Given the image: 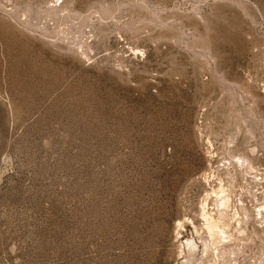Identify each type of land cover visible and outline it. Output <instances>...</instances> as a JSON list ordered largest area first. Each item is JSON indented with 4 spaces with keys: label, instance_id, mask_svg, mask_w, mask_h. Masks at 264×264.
Wrapping results in <instances>:
<instances>
[{
    "label": "rangeland",
    "instance_id": "obj_1",
    "mask_svg": "<svg viewBox=\"0 0 264 264\" xmlns=\"http://www.w3.org/2000/svg\"><path fill=\"white\" fill-rule=\"evenodd\" d=\"M0 264H264V0H0Z\"/></svg>",
    "mask_w": 264,
    "mask_h": 264
},
{
    "label": "bare ground",
    "instance_id": "obj_2",
    "mask_svg": "<svg viewBox=\"0 0 264 264\" xmlns=\"http://www.w3.org/2000/svg\"><path fill=\"white\" fill-rule=\"evenodd\" d=\"M206 179H207V182H209V177H206ZM215 193H216L215 190H213L211 192H207L203 198V202H201L202 206H201L200 215H199L201 222H202L201 227H197V225L194 224V221H191V223L193 224V227H194V231L197 235L199 234L198 228L206 229L208 231L207 235H209V237H210V242L208 244H206L204 247L205 253L209 252L212 249V247H213L212 244L217 246V247H215V249H218L220 244L226 238V229H223L220 226V224L223 222V221H221L222 218H220V220L215 219V217L213 216L212 209L210 207V201L214 198L213 196L215 195ZM219 198H220V196H219ZM221 205L224 206L225 208H227L226 210H228L231 206L230 199L224 198L223 201L221 202ZM214 214H215V212H214ZM234 220H235V218H234ZM223 223H222V225H225ZM184 224H185V221H179L176 225L175 231H176V238L177 239L182 237V234H183L182 230L184 228ZM185 247H187L188 249H192L193 251L198 248L194 239L186 240V242H183L182 248H185ZM182 252H183V249H182Z\"/></svg>",
    "mask_w": 264,
    "mask_h": 264
}]
</instances>
